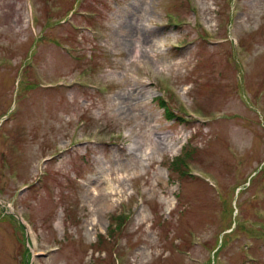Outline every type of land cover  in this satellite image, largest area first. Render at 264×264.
<instances>
[{
	"label": "rangeland",
	"instance_id": "obj_1",
	"mask_svg": "<svg viewBox=\"0 0 264 264\" xmlns=\"http://www.w3.org/2000/svg\"><path fill=\"white\" fill-rule=\"evenodd\" d=\"M0 264H264V0H0Z\"/></svg>",
	"mask_w": 264,
	"mask_h": 264
},
{
	"label": "bare ground",
	"instance_id": "obj_2",
	"mask_svg": "<svg viewBox=\"0 0 264 264\" xmlns=\"http://www.w3.org/2000/svg\"><path fill=\"white\" fill-rule=\"evenodd\" d=\"M134 31H137L139 34H145V33H147V30H146V27L142 24V23H140L139 25H137V24H133V25H129V31H128V34H127V37L130 39L131 37H132V34L134 33ZM142 37V36H141ZM145 54H146V52H145ZM130 55H132L133 56V52L132 51H130ZM136 55H141V54H138V53H136ZM140 57V56H139ZM138 57V58H139ZM137 62L138 63H141V61H139V60H137ZM144 146L146 147V149H148V147H147V143L145 142L144 143Z\"/></svg>",
	"mask_w": 264,
	"mask_h": 264
},
{
	"label": "trees",
	"instance_id": "obj_3",
	"mask_svg": "<svg viewBox=\"0 0 264 264\" xmlns=\"http://www.w3.org/2000/svg\"><path fill=\"white\" fill-rule=\"evenodd\" d=\"M164 103V102H163ZM166 104V103H165ZM169 107V106H168ZM167 106H165V108H166V110L168 111V113L170 114V117H171V119H175L176 117H175V115H174V113H173V110L169 107L168 108Z\"/></svg>",
	"mask_w": 264,
	"mask_h": 264
}]
</instances>
